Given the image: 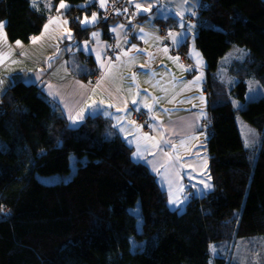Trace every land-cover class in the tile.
Returning <instances> with one entry per match:
<instances>
[{"label":"trees","instance_id":"16d2710c","mask_svg":"<svg viewBox=\"0 0 264 264\" xmlns=\"http://www.w3.org/2000/svg\"><path fill=\"white\" fill-rule=\"evenodd\" d=\"M89 1L63 0L74 40L87 38L94 28L78 21V15L98 8ZM60 3L0 0V23L11 42L28 43L59 13ZM103 10L99 26L125 21L128 37H134L136 15L133 22L105 21ZM192 17L211 101L205 119L211 190L192 193L183 212L171 209L168 193L147 163L135 158L134 147L111 117L88 116L72 127L41 87L15 82L1 99L0 264H212V245L264 235V0H203ZM187 46L185 40L177 51L183 66ZM235 48L246 54L229 65L236 81L227 92L221 64ZM82 55L92 63L89 54ZM186 59L195 70L185 68L201 73ZM98 74L94 68L90 76ZM251 80L263 91L247 103ZM233 100L242 102L238 109ZM238 115L261 134L257 148L246 147ZM132 116L142 125L137 111ZM73 155L87 161L78 162L71 180L40 181L39 176L68 174ZM137 204L141 229L133 211ZM215 263L228 264L223 254Z\"/></svg>","mask_w":264,"mask_h":264},{"label":"crops","instance_id":"0c3cea01","mask_svg":"<svg viewBox=\"0 0 264 264\" xmlns=\"http://www.w3.org/2000/svg\"><path fill=\"white\" fill-rule=\"evenodd\" d=\"M133 2L134 4L141 3L145 7L151 3L152 7L147 13L135 8L139 14L136 15V29L134 37L131 38L127 35L128 24L123 21L109 23L107 28L99 26V11L104 9L100 7V0L89 1L90 5L98 6L96 10L88 9L84 15H78V21L81 22L86 17L91 20L93 13L97 16L95 24L85 25L81 23L86 27H94L88 37L81 40H74L71 19L67 17L69 6L63 9L58 8L59 13L53 15L46 22L47 30H45L44 25L38 35L34 36L28 43L20 42V46L17 45V42L13 43L9 40L5 23H2L3 28L0 29V62L6 56L7 60L3 64L0 63V102L4 92L13 83L24 81L41 87L44 93L65 113L72 127L80 126L88 116L103 114L111 117L115 126L119 123V127L116 126L119 132L134 147L135 158L147 163L169 197L168 176H164V170L160 167L165 156L159 152L164 146L163 140L161 138L151 139L147 143V149L142 150L136 144L138 140L135 136L126 135L120 131V127L128 125L127 121L133 118V109L138 106L140 109L143 108L139 103L137 105L132 103L133 99L139 102L141 96H137L139 89L135 85H130L128 81L135 70H148L147 66L150 61L158 65L163 54L151 55V53L160 51L175 58L177 55L174 51H178L185 40H188V46L183 48L184 51L182 52L186 53L188 59L201 71L198 75H203L204 71L201 67L206 69V66L204 61H201L198 49L193 47L195 46L194 37L197 29L196 21L192 17L193 12L202 5L203 0H133ZM177 13L183 15L184 28L180 26L181 16ZM171 17L176 20L175 24L162 22ZM50 20L53 22L49 23ZM65 20L67 24L64 23ZM121 25L123 28H120ZM188 25L193 27L188 30ZM113 29H117V31H113ZM106 30L115 36L117 42L118 53L114 57L110 56L112 43L104 34ZM93 32L99 34L97 39H93ZM170 32L176 34L177 44H174L169 37ZM34 38H36L35 43H33ZM151 47L154 49L151 50ZM136 49H140V51H136ZM165 49L167 52L164 51ZM124 52H127L128 55L124 56ZM82 53L89 54L91 64L83 60ZM97 54H99V60ZM117 56L120 57L119 60L116 59ZM149 56L152 58L149 59ZM198 61L200 62L198 63ZM9 63H17L16 68L9 69ZM101 64L104 66L101 67ZM94 68L99 70V74L91 80L90 75ZM184 69L182 70L185 74L186 70ZM192 74L195 75L196 73L194 71L189 72L188 80L194 78ZM146 77H149V73L145 72L141 75L142 79ZM205 82L206 80L203 79L202 88ZM175 88H179V85ZM201 94L202 96L207 95L205 91ZM124 101L127 102L126 109ZM90 105L92 107H89ZM109 105L114 106L109 107ZM206 106L207 111L204 108L202 110L194 109L190 114L184 113L172 120L154 121L153 125L156 126V130L153 131L160 137V133L163 132L164 139L170 141L169 144L202 131L201 124L206 118L208 119L211 107L210 98ZM81 109H84L82 121L78 119ZM115 117H125V119L118 122ZM73 118H77L76 123H73ZM157 143H159V147L154 146ZM138 148L143 158L136 157ZM203 150L208 155L206 145L203 146ZM197 169L201 172V176L196 174L200 180H192L182 185L184 187L183 205L188 203L192 193L199 196L212 188L208 168L201 170V166H197ZM170 172L175 176L177 171L171 170ZM206 184L210 187L206 188Z\"/></svg>","mask_w":264,"mask_h":264},{"label":"rangeland","instance_id":"374dc122","mask_svg":"<svg viewBox=\"0 0 264 264\" xmlns=\"http://www.w3.org/2000/svg\"><path fill=\"white\" fill-rule=\"evenodd\" d=\"M64 3L68 4L66 2ZM193 47L195 48L196 46ZM153 49L154 47H151V50ZM112 51H110V56H116V54L111 53ZM175 51L177 53V50ZM198 53L201 57V61H205L199 50ZM158 54H163L161 61L158 62V65L155 64V62L150 61V64L147 66L148 70H135V73L133 74L136 76L135 84L132 81L133 75L129 77L128 81L130 85H135V87L139 89L141 98H144V103L153 104L152 97L160 99V103L154 105V114L156 116V119L150 120L149 117L150 115H152V113H149L147 108L143 107L142 109L137 111L142 116V125H138V123H136V120L132 118L127 121V124L130 126H122V128L124 129L123 132L126 135L135 136V138L138 140L136 144L142 150L147 149V143L149 141L146 139L143 140L145 136L152 137V139L161 138L157 133L153 131L152 127L150 130H146V133L144 131L146 124L150 123V125H153L154 121L162 122L172 120L184 113L190 114L194 109L202 110L204 108V110L207 111L206 105L209 100L206 94L204 96H202L201 94L203 91H205L204 86L202 88L203 79L207 80V73L205 68L201 67L202 71H204L203 75L199 76L198 74H192L194 78H189L188 80L187 75L189 72L192 73V70H187L185 68V64L183 63L184 66L181 64L179 59L180 56L178 55V53L176 54L177 56H175V58H178V60H176L173 56L167 55L164 52L158 51L157 53H151V55ZM245 54L246 51L244 49L240 50L238 48H235L231 50L222 61L221 66L223 65V68L221 69L220 77L222 80L228 83L227 92L229 90L231 91L232 84L236 81V79L231 77V75L229 74V65L234 60L243 59ZM186 58L187 54L185 53V61ZM6 60L7 56L5 58L3 57L0 63L3 64ZM17 63H9L8 68L15 69ZM181 65L183 67H181ZM183 68H185L184 70H186L185 74L182 70ZM145 72L149 73V77L142 79L141 75H143ZM197 78H199L198 82L196 84H193L192 82L196 81ZM93 79L94 77L91 78V80ZM178 85L179 88H175ZM161 89L164 90L162 91ZM262 91L263 90L259 82L256 80H251L249 90L246 95L247 103L261 98L260 96ZM173 96H175V100L172 103H169L168 100L172 99ZM233 103L238 109L241 106L242 102L233 100ZM1 106L2 103L0 102V114L2 108ZM165 109H167L168 111L165 112ZM237 117L246 147L250 149L257 148L262 142L261 134L252 125L244 121L241 115H238ZM204 121H206V123L209 125L208 127L206 123L204 124V122H202V131L196 132L191 136L177 141L176 143H164L163 148H161L159 151L164 155L165 153H168V155L164 156L163 161L160 165V167H162L164 170V176H168V204L170 205L171 209H178L180 210L179 212H183L185 210L184 206H186L183 205L184 200H182V194L184 191V187H182V185L192 180H200V177H196V174L201 176V172L198 171L197 166H201V170L208 168V155L204 153L203 146L206 145V141L208 140V128L210 127V124L209 121ZM169 156H171V160L169 159ZM80 161L82 163H85L87 159L85 157L79 159L77 156L73 155L70 164L71 171L68 174L39 176L38 178L45 184L68 182L75 175L78 167V162ZM171 170L177 171L175 176L170 172ZM170 198L175 199L176 204H171L169 202ZM133 211L139 217L138 226L141 229L143 217L139 204H137ZM222 254L227 259L228 264H264V235L238 238L235 239V241L229 246L223 244L212 245V264H216L215 262L217 258L219 256H222Z\"/></svg>","mask_w":264,"mask_h":264},{"label":"snow or ice","instance_id":"6c2138e0","mask_svg":"<svg viewBox=\"0 0 264 264\" xmlns=\"http://www.w3.org/2000/svg\"><path fill=\"white\" fill-rule=\"evenodd\" d=\"M107 3H108V0H100V7H101V8H105L106 5H107ZM66 7H68V5H66V4L63 2V0H61V3H60V5H59V8H60V9H63V8H66ZM134 7H135L137 10H142L143 12H146V13H147V12H150L152 5H151V3H149V5H148L147 7H145V6L142 5L141 3H136V4H134ZM124 11L127 12L128 9L125 8ZM117 14H119V11H117ZM138 14H139V12H135V13H133V16L138 15ZM177 15H180V16H181L180 26H181V28H184V18H183V15H182L181 13H177ZM96 20H97V16H96L95 13H93V14H92V17H91V20H89V19L86 17L81 23H83V24H85V25H87V24H95ZM52 22H53L52 20L49 21V23H52ZM64 23L67 24V21L65 20ZM47 27H48V25H45V30H47ZM192 27H193L192 25H188V30H190ZM2 28H3V24L0 23V29H2ZM120 28H123V25H121ZM113 31H117V29H113ZM141 31H143V29H141ZM98 35H99L98 33L93 32V33H92L93 39H97V38H98ZM181 35H184V33H181ZM169 37L172 39V42H173L174 44H177V43H178V40H177V37H176V34H175V33H171V32H170V33H169ZM69 38H70V37H69ZM5 39H6V37H5ZM35 42H36V38L33 39V43H35ZM17 45L20 46V42H17ZM133 47H134V46H133ZM136 51H140V49H136ZM164 51L167 52V49H165ZM123 55H124V56H127L128 53H127V52H124ZM197 55H198V54H197ZM151 58H152V57L149 56V59H151ZM97 59H98V60L100 59L99 54H97ZM116 59L119 60L120 57L117 56ZM176 60H178V58H176ZM199 62H200V61H198V63H199ZM103 66H104V65L101 64V67H103ZM181 67H183V66L181 65ZM198 80H199V78H197V80H196V81H193L192 83H193V84H196V83L198 82ZM132 81H133L134 84L136 83V76H135V75L132 76ZM82 87H83V86H82ZM137 87H138V85H137ZM161 90L163 91L164 89H161ZM139 95H140V93L137 92V96H139ZM152 100H153V104H146V103H144V98H141V100H140L139 102H138L136 99H133V100H132V103H133L134 105H137V104L139 103L140 106H143V107L147 108L148 112H149V113H152V115H150V117H149L150 120H154V119H156V116H155V114H154V105H155V104H159V103H160V99H159V98H156V97H152ZM174 100H175V96H173L172 99L168 100V102H169V103H172ZM101 103H103V101H101ZM124 104H125V109H126V108H127V102L124 101ZM113 106H114V105H109V107H113ZM89 107H92V106L90 105ZM117 110L119 111L120 109L118 108ZM133 110H134V111H139V110H140V107L138 106L137 108H135V109H133ZM164 111L167 112L168 110L165 109ZM83 113H84V109H81L80 113L78 114V119L81 120V121H82L83 118H84ZM115 118L117 119L118 122H119L120 120L125 119V117H115ZM76 122H77V118H73V123H76ZM116 126L119 127V123H118ZM149 126L152 127L154 131L156 130V126H155V125H149ZM120 131H124V129H123L122 127H120ZM160 135H161V139L163 140V143H165V144L170 143V141H168L167 139H164L163 132H161ZM144 139H146V140H150V139H152V137L145 136ZM154 146H155V147H159V143H157V144L154 145ZM135 155H136V157L143 158L142 155H141V153H140L139 148H138L137 153H136ZM165 155H168V153H165ZM169 159L171 160V156H169ZM154 170H155V169H154ZM205 187L208 188V187H210V185H207V184H206ZM169 202H170L171 204H176V200H175V199H172V198H170V201H169ZM213 250H214V249H213Z\"/></svg>","mask_w":264,"mask_h":264},{"label":"built area","instance_id":"2783aa9c","mask_svg":"<svg viewBox=\"0 0 264 264\" xmlns=\"http://www.w3.org/2000/svg\"><path fill=\"white\" fill-rule=\"evenodd\" d=\"M125 8L128 9L127 12L124 11ZM117 11H119V14H117ZM133 13H135L133 0H109V3L107 4L106 8L103 10L102 16L105 21H110L115 19H125L133 22L135 19ZM107 36L109 37L112 43V50H114V51L111 50L112 51L111 53L117 54L118 49H117V42L115 37L111 34H108ZM174 53L177 54L176 51H174ZM184 57H185L184 55H181V61L185 64V66L191 68L192 70H195L193 65L186 62L187 59L186 61L184 60ZM206 125L207 127L209 126L207 123Z\"/></svg>","mask_w":264,"mask_h":264}]
</instances>
